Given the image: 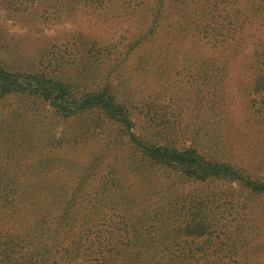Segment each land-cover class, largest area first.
<instances>
[{"label": "trees", "instance_id": "16d2710c", "mask_svg": "<svg viewBox=\"0 0 264 264\" xmlns=\"http://www.w3.org/2000/svg\"><path fill=\"white\" fill-rule=\"evenodd\" d=\"M0 264H264V0H0Z\"/></svg>", "mask_w": 264, "mask_h": 264}, {"label": "rangeland", "instance_id": "374dc122", "mask_svg": "<svg viewBox=\"0 0 264 264\" xmlns=\"http://www.w3.org/2000/svg\"><path fill=\"white\" fill-rule=\"evenodd\" d=\"M4 24L6 27L11 31V32H21L22 28L13 22L11 20H3ZM126 25V23H122L121 21L117 20H100L97 18H92L89 16H84L78 19L77 21H65L63 23H58L56 25H53L51 28L47 30L48 34H56L59 31L62 30H73V29H78L83 32L92 34L95 38H99L101 42L108 43V40L112 37H116V35L122 31L123 27ZM240 61H242L241 57H239L236 62L233 64L231 67L229 74L226 79V85L228 89H230L234 104H233V111L236 115L239 114L237 110V100H238V92L235 87V80L236 77L238 76L240 72V67L239 65L241 64ZM236 76V77H235ZM174 78V77H173ZM131 87L132 89L138 90V94H142L149 92L150 90H158L159 89V84H153V82L143 76L140 77H134L132 82H131ZM170 83L172 84V87H175V82L174 79L170 80ZM137 94V95H138ZM234 148V152H239V150L236 147ZM89 150H83L79 151L77 153H73L71 156L77 157L79 161H83L86 156V152ZM89 153V152H88ZM244 156H247L246 154ZM184 188H187V185H183Z\"/></svg>", "mask_w": 264, "mask_h": 264}]
</instances>
